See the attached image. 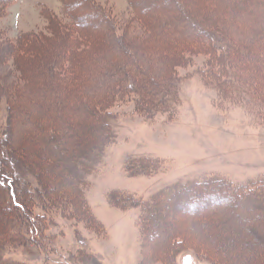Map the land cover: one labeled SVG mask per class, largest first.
Masks as SVG:
<instances>
[{
    "label": "rangeland",
    "instance_id": "1",
    "mask_svg": "<svg viewBox=\"0 0 264 264\" xmlns=\"http://www.w3.org/2000/svg\"><path fill=\"white\" fill-rule=\"evenodd\" d=\"M177 2L222 51L185 33L174 11L138 16L127 0H0V164L13 184L0 186V216L6 204L22 224L14 204L26 195L43 230L3 239L0 219L1 262L161 264L168 246L165 264L170 255L176 264H264V208L252 209L264 199L170 200L177 187L218 178L241 194L264 185V104L252 91L264 89V36L250 39L264 34V0ZM234 47L241 63H225ZM217 53L223 74L207 76ZM166 75L179 83L171 104L157 115L137 106L133 94L159 92ZM158 201L166 214L142 235L138 220Z\"/></svg>",
    "mask_w": 264,
    "mask_h": 264
},
{
    "label": "trees",
    "instance_id": "2",
    "mask_svg": "<svg viewBox=\"0 0 264 264\" xmlns=\"http://www.w3.org/2000/svg\"><path fill=\"white\" fill-rule=\"evenodd\" d=\"M127 1L130 4V6L133 9V11L135 12V14H137L138 16L149 17L152 13H156V12H163L165 10H169L171 12L174 11V13L178 15V17L174 21L180 27H181V25H183L186 28V29H183V31L185 33L188 32L191 35H194L195 37H198L197 39H201V40L207 39V40H211L213 42L216 40L215 47L219 51L220 50L222 51L225 48V47H222V45H221L222 41H221V39L218 36L216 37L215 35H212L211 32L205 31L203 28H200L201 26L198 25L197 22L192 19V17H190L189 15L185 14L184 10L181 8V5H180L179 2H177V0H127ZM92 5H94V4H92ZM72 6L73 5H71V7ZM78 6L80 7V5H78ZM71 7H70V9H71ZM79 7H77V10H78ZM94 7L97 10H99L96 7V5H94ZM79 12L81 13V15H85V14H82L83 12H81V11H79ZM80 13H79L78 16H80ZM97 14L100 16L99 18L103 19V21H104L103 23H105V21L107 23V25L104 26V24H102V26L104 28L108 27L109 29H112V27L110 26L109 21L107 20L108 17L107 16L105 17V15H103L101 10H99V12H97ZM85 18H87V17H85ZM262 24H263V28L262 29L264 30V22H262ZM102 26L100 25V29H102ZM213 36H215V37H213ZM259 36H264V34H262L261 30H260L259 33L254 34V36L250 37V39L253 42V43L252 42L251 43L254 44L255 43L254 41H258ZM256 37H258L257 40H255ZM263 41H264V39H262V42ZM258 42L261 43L260 41H258ZM233 44L234 43H232L230 45H233ZM120 48H121V51L124 52L125 56H131L133 61H134V55H132L133 53L131 54L132 51L129 50V47H127V46L123 47V45H121ZM213 48L214 47H210V50L213 51ZM238 52H239V48L234 47V51L232 53V56L230 57V60H228V59L225 60V63L228 62L230 64H234L233 60H235V61L237 60L236 63H239L240 60H239V53ZM240 53H241V55H245V56L249 57V52L247 53L246 51L240 50ZM216 56H217V58H216ZM214 57H215V60H216V66L217 67L215 68L211 64V66H208L207 70H205V73H206L207 76L209 74H213L214 76L220 77L221 73L223 74V71H222L223 70V66H224V62L222 60L223 59V55L221 53L220 54L217 53V54H215ZM217 63H218V65H217ZM218 69H221V70H218ZM233 74H234L235 78L238 77L237 72H234ZM165 77H166V80L163 81V83H161L163 86H161V89H159V92H156L157 89L153 88L151 91H150V89L148 90L149 92L147 93V95H138V93L137 94H133L134 96H136V97H133L135 99L136 103H137L136 105L138 106L139 104L143 103L145 105V107H146V109H145L146 112H148L150 114H153V115H157V114H160V112L162 111V105L163 104H165L166 102H168V104H171L172 95L177 93L176 92V88L178 87L179 83L175 79V77L173 79H170L169 76H167V75L164 76V78ZM216 83H217L216 85H218V88L224 91L225 87L221 86L223 84H221L220 81H218ZM260 83H262V82H260ZM256 85H257V87L253 88L252 91L256 92V93H257V91H259V94H258L259 96L255 97V99H256V102L259 105H262V104H264V89H263V87L262 88L260 87V84L256 83ZM251 87H253V86H251ZM244 89L246 90V92H250V90L246 89V87ZM124 90L131 91V90H133V86L126 84L125 87H124ZM218 93L220 94L221 97L223 96L222 91H221V93L220 92H218ZM119 94H120V92H119ZM139 102H141V103H139ZM106 114L108 116L111 115V113H106ZM105 129L106 128H103V126H102V128L100 127V130H99L98 133H100V131L105 130ZM99 138H100V135H99ZM98 145L99 144H96V145H93V146H98ZM93 146H91V147H93ZM4 171H6L7 174L9 172L6 169V167H2V164H0V175H1V177H0V186L3 185L2 188H5L6 190H8V187H9V189L13 191V189H12L13 184L12 183L9 182L8 186L6 184H4V180L3 179L7 175L6 173H4ZM180 187H177L176 191L172 195L173 198L170 199V200H173L175 198L173 201L176 202V204H178L180 202V201H177V199L182 197V196H188V198H191V199H194V200H201V201L202 200L204 201V199H206V201H207V200L215 198L217 201L223 202V201L228 200L229 198L232 199V198H235L237 196L239 197V199H241V198L244 199V197L246 198L247 196H251V195L256 194V195L259 196V198L264 199V185H259L256 188H250V189H248V191H247V189H244V191H243L244 194H241L240 192H241V188H243V186H241V185H239V186L233 185V184H231L229 182H226L225 180L219 179V178L218 179H213V180L202 181V182L198 183V185H194V186H191L189 188H187V187L185 188V186L184 187L180 186ZM220 187H222V189ZM1 192L2 191H0V200L3 203L5 196H3ZM18 193H20V191ZM54 197H56V195L55 196L54 195H49L47 199L44 197V201H46L47 203L50 202V205L52 206V204L54 205L56 203V200L58 202V197H56V199ZM116 198H118V199H116L115 202L118 205L121 206V205L125 204L123 198L119 194H117ZM30 202H32L31 199L27 198L26 195L23 196L21 194V195H19L18 202L16 204H14L16 213H18V214L20 213V215L22 216V220H25L22 224H21L20 221L16 222V223H15V221H13V219H15L14 215H13L14 213L13 214L9 213L8 212V206L6 204H3V208H2L3 214L0 216V219H1V222H2L1 226H3V230L5 231V234H3V239H6V237L9 236V234H12L13 232H15L16 235H17V231L22 230L23 228L21 229V227H23V226L28 230V237L31 238V239L37 238V236H39L40 233L43 231L42 230V225L40 223L36 224V221L34 220L35 218H38V216H36V217H34L35 215L33 216L34 212H33V208L29 205ZM260 203H261V205H258L259 206L258 208L255 207L256 209H254V207H252V209L256 210V211H262L263 208H264V207H262L263 206L262 204H264V200H261ZM36 204H38L37 209L42 211L43 207H41V203L36 201ZM159 204H160V202L158 201L156 204H154V203L151 204L150 208L147 206L146 210L150 209L151 212L148 211L146 214H143L142 215L143 218L138 220L141 223H147V226H145V227H143L141 229L142 230L141 231L142 235L145 234L146 230H147V232L149 231V226L150 225L148 223L156 224V222H158L157 219L160 218L161 217L160 215L162 214V213L160 214V209L163 211L164 216H165L166 207L164 205L162 206L161 204L160 205ZM182 204H184V203H182ZM39 207H41L42 210ZM44 207H47L46 204L44 205ZM157 207H158V210L156 211ZM44 209H46V208H44ZM47 211H49V210L47 209ZM152 211H153V214H150V213H152ZM224 216H226V213H225ZM228 218H230V217L228 216ZM30 222H31V224H30ZM223 224H225V223H223ZM204 226L206 227L207 225H204ZM203 231H205V230L202 228V225L201 226L199 225V233H203ZM150 235H147V236L150 237ZM145 238H146V236H145ZM206 239L208 240L209 237H207ZM171 241H172L171 244L173 246H175V247H176V245H180V244L184 243V241H182V240L176 242L173 239ZM175 247H174V249H175ZM163 248H164V251H161V253H160L161 256H162L160 258L161 260H158V262L159 263L161 262V264L162 263L165 264L162 261L166 262V259H165L166 258V256H165L166 252H167L168 255L171 253V250H167L168 246L167 247L165 246ZM168 259L170 260L171 264H176L177 263V257L174 256V255H170ZM0 264H5V262L3 263V262L0 261Z\"/></svg>",
    "mask_w": 264,
    "mask_h": 264
},
{
    "label": "water",
    "instance_id": "3",
    "mask_svg": "<svg viewBox=\"0 0 264 264\" xmlns=\"http://www.w3.org/2000/svg\"><path fill=\"white\" fill-rule=\"evenodd\" d=\"M190 261L191 259L189 257H186L182 264H189Z\"/></svg>",
    "mask_w": 264,
    "mask_h": 264
}]
</instances>
